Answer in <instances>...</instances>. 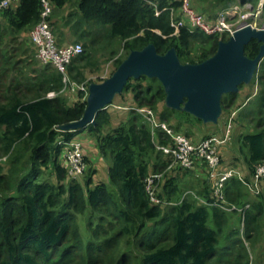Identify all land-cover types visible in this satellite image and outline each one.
Segmentation results:
<instances>
[{
	"label": "trees",
	"instance_id": "16d2710c",
	"mask_svg": "<svg viewBox=\"0 0 264 264\" xmlns=\"http://www.w3.org/2000/svg\"><path fill=\"white\" fill-rule=\"evenodd\" d=\"M49 1V20L61 38L65 32L59 17L68 8L64 26L85 40L83 53L67 67L73 81L83 82L86 76L82 69L93 65L95 25L111 26L110 36L123 42L126 55L117 61V67L132 50L151 43L161 54L175 47L182 63H199L216 53L221 39L227 40L187 26H181L179 34H174L170 11L157 15L145 0ZM235 1L194 3L200 12L215 18ZM259 1L252 0V4L256 6ZM165 5L160 2V7ZM43 9L42 0H19L17 7L13 1L0 10V159L5 158L6 164L0 166V264H250L245 232L240 225L229 227L230 217L240 214L248 239L256 233L253 230L261 233L259 216L264 212V190L254 195L246 183L234 176L225 185L227 201L238 207L248 203L249 208L244 212L227 211L213 205L214 186L204 164L198 169L176 167L166 171L172 158L157 144H169L173 139L163 128L154 129L135 108L129 109V119L115 126L107 107L83 129H60L63 124L82 118L87 99L80 90L79 100L71 104L62 92L64 75L53 65L27 54L23 46V35L41 21ZM203 35L215 40V45L195 58L192 39ZM260 46L261 42L253 39L246 45L245 53L254 58ZM254 77L260 91L253 108L236 109L244 130L248 124L254 126L252 130L240 131L246 165L243 170L248 180L256 166L264 163V59ZM128 91L133 92L139 108L157 112L159 104L166 102V92L158 78H130L119 95ZM52 92L56 95L50 96ZM238 96V92L224 94L222 108L232 107ZM156 116L196 142L216 133L214 130L200 137L193 124L202 120L167 104ZM173 119L177 122H170ZM84 131L94 138L91 142H95L99 153L111 158L106 182L96 180L95 167L86 171L84 183L69 174L65 145L60 141L68 142ZM85 146L87 149L94 145ZM175 170L177 174H173ZM160 172H165L157 186L162 202L156 203L147 191V178ZM191 178L196 184L189 189L183 181ZM187 190H194L197 196L183 198ZM79 216L87 217L89 239L83 236ZM222 240L226 246L219 250ZM237 244L245 252L234 250Z\"/></svg>",
	"mask_w": 264,
	"mask_h": 264
},
{
	"label": "built area",
	"instance_id": "2783aa9c",
	"mask_svg": "<svg viewBox=\"0 0 264 264\" xmlns=\"http://www.w3.org/2000/svg\"><path fill=\"white\" fill-rule=\"evenodd\" d=\"M13 1L14 0H0V10L12 5ZM42 1L44 7L42 19L30 32L31 41L37 49V56L40 62L53 65L64 75V81L66 83L68 78L67 67L74 58L83 53L84 45L81 42H74L62 46L59 45L49 20L52 12V4L49 0ZM145 1L148 5L155 8L157 15H160L165 10L170 11L171 24L175 28L174 34H179L181 26H187L191 30H199L207 35H218L221 38L226 37L228 39L239 27L245 24L254 26L252 23L247 22L249 18L255 15L252 8L250 11H246L240 15L237 22H233V18L230 16L231 12L240 7L236 5V2L233 3L229 9L222 10L215 18H210L195 7V0ZM161 1L166 2V5L160 7ZM176 2L179 3L177 7L174 4ZM246 3L247 2L244 4ZM263 6L264 0H261L260 9H263ZM79 90L85 92V98L87 99L89 86L82 84V86H79ZM64 91L65 88L62 92ZM55 95L56 93L54 92L50 93V96ZM137 110L145 115L154 129L157 127L163 128L173 139L169 144H157L159 150L172 158V162L166 171H170L176 167H181L183 170L198 169L199 166L201 167V165L204 164L203 168L206 170V174L209 176L208 179L212 180L214 186V196H216V199L212 202L213 205L227 211L238 210L244 212L245 209L249 208L250 205L248 203L242 207H238L236 204L227 201L225 185L227 181L234 176H238L242 182L246 183L249 190L254 195H258L263 191L264 163H260L256 166L253 174H251L248 180L246 178L247 172H243L240 168L234 166L232 163L233 161L225 155V147L230 141L234 131L236 112L228 116L226 120L227 130L224 136L212 133L196 142L186 134L176 132L174 128L166 122L160 121L152 109L137 108ZM60 143L65 145L64 158L67 163L69 174L72 177L84 174L88 169L86 146L84 143L77 137H74L68 142L60 141ZM164 174L165 172L152 173V175L147 178V191L153 202H162L158 196L157 186L163 179ZM188 195L197 196V193L194 190H187L183 198Z\"/></svg>",
	"mask_w": 264,
	"mask_h": 264
},
{
	"label": "water",
	"instance_id": "95a60500",
	"mask_svg": "<svg viewBox=\"0 0 264 264\" xmlns=\"http://www.w3.org/2000/svg\"><path fill=\"white\" fill-rule=\"evenodd\" d=\"M253 39L261 46L251 58L245 47ZM263 59L264 27L249 24L236 29L227 40H220L216 53L199 63H182L175 47L161 54L154 44H148L132 50L106 80L89 85L82 118L63 124L60 129L76 131L94 123L97 113L112 104L130 78L143 75L161 81L167 106L185 110L204 122L217 123L223 110V95L238 92L242 83L250 82Z\"/></svg>",
	"mask_w": 264,
	"mask_h": 264
},
{
	"label": "rangeland",
	"instance_id": "374dc122",
	"mask_svg": "<svg viewBox=\"0 0 264 264\" xmlns=\"http://www.w3.org/2000/svg\"><path fill=\"white\" fill-rule=\"evenodd\" d=\"M235 2L237 3L236 5H238L240 7H239V9L231 12L230 16L233 18V22H237L240 15H242L246 11H250V9L252 8L255 15H254V17L249 18L247 20V22L252 23L254 26H256L258 28L264 27V12H263L264 10L260 9L261 1L257 2L258 4H256V6H254V4H252V2L249 0L246 1L247 2L246 4H248V5L244 4L245 1L243 3V0H236ZM238 2H240V3H238ZM230 5H232V3ZM68 12H69L68 8L63 9L61 11L62 18L59 17V24L61 26L64 25L63 17H65ZM93 28H94L93 34L96 35L97 44L93 48V59H92L93 65H91L85 69H82L85 76H86V79L83 82H78V81H73L68 76L67 81L65 83V87H64L65 91L63 92V95L68 96L71 104H73L79 100V98H78V95L80 92L79 86H82V84H86L87 86H89L92 83L103 82L108 77H110L113 74V72L117 69V66H116L117 61L126 55V50L123 47V42L119 39L118 40L113 39L110 36L111 26H109V25H99V26L95 25V27H93ZM53 31H55L56 34L55 33L54 34L56 36H58V42L60 43V46L65 45V44L74 43V42L85 43V40L78 39V37L76 35H74L73 33H71L69 30H67V28L65 30V35L62 38L60 36V31L54 26H53ZM218 37L221 38L220 36H218ZM21 41L25 42V45H23V46H24L25 50L28 51L27 54H29L31 56H35L34 58L38 59L37 54H36V49H35V46L32 44L29 32L23 35ZM214 45H215V40L209 39L204 35L195 37L192 39V42H191L192 55L195 58H197L201 54L202 50H204V49L209 50ZM36 59H35V61H33V64H35V62L37 61ZM143 82H144V84H147V80H144ZM259 88H260L259 83L256 82L255 77H253V79L250 82L242 83L239 86V91H238L239 96H238L237 102L234 105H232V107H230L229 109H223L222 108L223 109L222 114L219 117V121L217 123L204 122L202 120V121H195L193 124L194 126H196L195 128L197 131V135H200V137L204 136L205 134L211 133L214 130L216 131L217 134L224 136L226 133V130H227V123H226V120L228 118L227 114L228 113L232 114L233 112H236L235 117L237 120L235 119L234 131L231 135L230 141L227 143V145L225 147V155L228 154L230 160L233 161L232 163L235 164L236 157L234 158L233 156H234V154H236L238 156L237 158H240L239 159L240 161H239V164L236 162L237 164H235L234 166H236L237 168H240L243 172H244L243 169L246 167V165H245V158H244L243 152L241 150V145H240V131L243 132V131L252 130V129H254V126L247 123L248 127L247 128L245 127L246 129L244 130L241 126L242 122H241V119L239 118L240 115L237 116L238 110H236V109L240 106H241V108H253V106H254L253 103H255V101L257 100V98L259 96V95H257V94H259V91H260ZM85 96H86V94H85ZM112 104L113 105L108 106L107 110L111 113L112 123L114 126L117 125L120 121L129 119L128 118L129 112H130L129 109L139 108L137 102L134 100L133 92H131V91H128V92L124 93L123 95H116ZM164 104H166V102H162L159 104L157 112L154 111L155 115L158 114L162 110ZM231 114H230V116H231ZM170 122L176 123L177 120L173 119ZM75 137L79 138L84 143V145H87L88 143L91 146L94 145L93 147H91V149H90V147H88L86 150V159L88 161V169L94 167L93 166V164L95 162L94 159L97 156H99L100 158H102V160L99 162L102 165L99 167V169L101 171V169L104 167L105 161H108V160L106 159L105 155L99 153V151L96 150L95 142H91L92 140H94V138L91 137L90 134L87 133V131H84L82 133L80 132ZM64 153H65V151H64ZM4 160H5V158L0 159V166H2V164L4 166H6ZM177 173L178 172L176 170L173 172V174H177ZM85 176H86V172L82 175L74 176V178H77L76 180H78L80 183H84L85 179H86ZM101 176H102V174H96L95 173L96 180H99V178ZM191 181H193L192 178L186 179L185 181H183V185L185 184V186L187 188L191 189L190 186H194L196 184V183H194L195 181H193V183ZM195 187H197V186H195ZM263 188H264V186H263ZM194 190H196V189H194ZM262 200L264 201V197L262 198ZM252 210L254 211V208ZM259 217H260L259 218L260 219L259 224L262 226L263 230L261 231V233H259L260 231L253 230V234L255 232L256 233L254 234V236L251 239H248L245 236L247 233V230H245V228H246L245 222L243 221V219L241 220L240 214L235 213V214L231 215V217H230V226L229 227H231L232 225L238 227L240 225V229L245 232L244 233L245 234L244 238H245V242H246L245 243V251H247V253L249 255L250 264H264V212H262ZM78 222H79V225L82 229L83 236L85 237V239H89L91 237V233H90V230L88 229V226H87V217L86 216L85 217L79 216ZM236 227H234V228H236ZM251 233H252V231H251ZM225 246H226V242L224 240H222V242H220V244H219V250L225 248ZM234 250H236V251L242 250L243 252H245L243 250V247H241V245H239V244H237L234 247ZM225 259H228L227 253L225 254Z\"/></svg>",
	"mask_w": 264,
	"mask_h": 264
},
{
	"label": "crops",
	"instance_id": "0c3cea01",
	"mask_svg": "<svg viewBox=\"0 0 264 264\" xmlns=\"http://www.w3.org/2000/svg\"><path fill=\"white\" fill-rule=\"evenodd\" d=\"M249 1H251L252 2V0H249ZM19 5V0H14V7H17ZM231 6V5H230ZM229 6V7H230ZM228 7V8H229ZM63 28H62V30L65 32V30H66V28H67V30H69L70 31V29H69V27L67 26V27H65L64 25L62 26ZM66 45V44H65ZM113 103V102H112ZM110 105H113V104H110ZM91 149V148H90ZM87 150V149H86ZM97 150V149H96ZM227 150V149H226ZM93 151V150H92ZM106 156V159L108 160V161H105V163H104V167L101 169V171H100V169H99V167L100 166H102L99 162L102 160V158H100L99 156H97L94 160H95V162H94V164H93V166L95 167V169H96V174H102V176L99 178V180H103V181H108V178H109V168H110V165H111V158H110V156L109 155H105ZM227 157H229L228 156V154L226 155ZM241 156V155H240ZM239 156V157H240ZM234 158L236 157V160H235V164H239V159L240 158H237L238 156L236 155V154H234V156H233ZM97 159V160H96ZM93 161V160H92ZM103 161V162H104ZM237 162V163H236ZM234 164V165H235Z\"/></svg>",
	"mask_w": 264,
	"mask_h": 264
}]
</instances>
